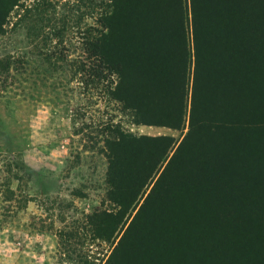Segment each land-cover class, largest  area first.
<instances>
[{
  "label": "rangeland",
  "instance_id": "374dc122",
  "mask_svg": "<svg viewBox=\"0 0 264 264\" xmlns=\"http://www.w3.org/2000/svg\"><path fill=\"white\" fill-rule=\"evenodd\" d=\"M110 3L15 0L0 25V60L10 56V65L0 64V264H106L117 246L131 257L129 264H162L157 249L167 239L177 248L173 264L221 261L208 258L214 238L223 255L245 253L234 247L233 229L224 230L230 222L264 217V98L255 96V107L245 113L229 101L253 95L252 65L264 96V29L234 45L228 66L243 75V88L222 86L217 104L204 112L228 121L191 126L192 61L184 120L141 122L176 117L170 103L135 110L112 96L117 77L103 78L97 52ZM239 116L245 121H236ZM116 154L122 164L111 167ZM210 159L217 163L211 182L198 185L200 167ZM221 161L229 167L218 168ZM190 188L194 192L186 193ZM170 193L177 203L164 215L163 233L129 231L143 203L154 212L157 199ZM121 210L111 236L96 232L93 224L104 213ZM201 219H211L214 235L193 229Z\"/></svg>",
  "mask_w": 264,
  "mask_h": 264
},
{
  "label": "trees",
  "instance_id": "16d2710c",
  "mask_svg": "<svg viewBox=\"0 0 264 264\" xmlns=\"http://www.w3.org/2000/svg\"><path fill=\"white\" fill-rule=\"evenodd\" d=\"M14 4L15 0H6L3 4L0 1V25ZM108 6L110 8L103 11L101 16L102 29L98 51L95 44L90 47L98 52L103 78L108 74L116 75L117 82L113 87L112 96L118 102L135 110L144 106L157 107L160 110V105L163 109V103H170L176 118L168 122L157 118L146 120L143 117L141 122L169 125L179 123V120H184L185 117L190 64L192 65L194 60L190 124L193 126L199 122L217 123L224 120L204 116V112L217 104V97L222 94V86L227 85L226 89L243 88V75L238 70L235 75L230 71L228 63L236 57L233 53L234 45L240 38H253L251 35L255 30L264 29V0H190L189 4L188 0H111ZM189 25L192 28V43ZM9 57L8 60H0L3 67L10 65ZM258 72L252 65L250 87L253 95L247 96V100L234 97L229 101L237 107L235 110L245 113L246 108L255 107V96L258 99L264 98L257 83ZM163 93L168 94L164 101ZM244 116H239L236 121H245ZM107 146L110 147L109 141ZM213 153L209 156L201 155L209 159ZM118 162L122 164L116 154L110 161L111 167H116ZM215 165L217 166V163H212L211 159L204 162L200 167L202 177L198 185L210 184V174L214 173ZM221 165L229 167L225 161H221L218 168ZM195 181L197 180L194 177V184ZM262 181L264 183V175ZM140 183L141 181H138L133 184L130 193L137 191ZM188 191L190 192L191 188L186 193ZM193 192L194 189L189 194ZM170 194L165 201L157 199L158 207L154 212L142 209L146 202L143 203L131 226L129 225V231L132 232L133 226H137L146 236L149 233H163L164 215H172L175 210L173 207L177 203L172 193ZM126 200L127 198H123L124 202ZM120 207L125 206L122 204ZM149 207L147 205L146 209ZM122 213V210L117 214L104 213L102 216L105 219L98 225L93 224L96 232L106 229L105 233L108 232V237L111 236L122 222ZM259 220L261 221L255 223L248 217L240 223L230 222L224 234L229 228L233 229L235 239L232 242L236 243L234 247H240L245 253L223 255L218 250L214 238L208 258L215 255L220 257L221 261L215 259L210 264H264V217ZM194 228L200 234H213L211 219H201L195 223ZM191 238L190 232L184 241L190 243ZM222 239L225 245L230 241L229 238ZM170 243L167 239L162 246L155 245L156 248L160 246V251L157 249V252L162 264L169 258L171 264L175 260L177 248L176 245L170 247ZM239 254L242 256L238 257L242 259L236 257ZM130 261L131 257L125 255V250L120 254L117 246L109 255L106 264H129ZM202 264H207V261H202Z\"/></svg>",
  "mask_w": 264,
  "mask_h": 264
},
{
  "label": "water",
  "instance_id": "95a60500",
  "mask_svg": "<svg viewBox=\"0 0 264 264\" xmlns=\"http://www.w3.org/2000/svg\"><path fill=\"white\" fill-rule=\"evenodd\" d=\"M191 43H192V35H191ZM192 48H193V44H192ZM192 60H193V56H192ZM193 67H194V60H193ZM190 68H191V64H190ZM192 76H193V68H192Z\"/></svg>",
  "mask_w": 264,
  "mask_h": 264
}]
</instances>
